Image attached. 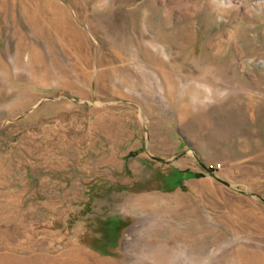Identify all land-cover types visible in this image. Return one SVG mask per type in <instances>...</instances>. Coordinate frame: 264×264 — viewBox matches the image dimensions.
<instances>
[{"label":"rangeland","instance_id":"rangeland-1","mask_svg":"<svg viewBox=\"0 0 264 264\" xmlns=\"http://www.w3.org/2000/svg\"><path fill=\"white\" fill-rule=\"evenodd\" d=\"M233 3L0 0V264H264V5Z\"/></svg>","mask_w":264,"mask_h":264},{"label":"clouds","instance_id":"clouds-1","mask_svg":"<svg viewBox=\"0 0 264 264\" xmlns=\"http://www.w3.org/2000/svg\"><path fill=\"white\" fill-rule=\"evenodd\" d=\"M212 3L221 13L219 17L221 21L235 10V4L233 3V0H212ZM256 5H264V0H256L254 5H250L245 8L244 11L246 14H248L250 17L258 15L259 12L257 11ZM261 11H264V9H261Z\"/></svg>","mask_w":264,"mask_h":264},{"label":"built area","instance_id":"built-area-1","mask_svg":"<svg viewBox=\"0 0 264 264\" xmlns=\"http://www.w3.org/2000/svg\"><path fill=\"white\" fill-rule=\"evenodd\" d=\"M220 164H210L208 167H206L208 170L214 171L215 169L219 168Z\"/></svg>","mask_w":264,"mask_h":264},{"label":"trees","instance_id":"trees-1","mask_svg":"<svg viewBox=\"0 0 264 264\" xmlns=\"http://www.w3.org/2000/svg\"><path fill=\"white\" fill-rule=\"evenodd\" d=\"M205 169H207L206 167H205ZM208 170V169H207ZM209 171H211V170H209ZM195 176H197V174H195Z\"/></svg>","mask_w":264,"mask_h":264},{"label":"bare ground","instance_id":"bare-ground-1","mask_svg":"<svg viewBox=\"0 0 264 264\" xmlns=\"http://www.w3.org/2000/svg\"><path fill=\"white\" fill-rule=\"evenodd\" d=\"M81 261H82V259H81ZM53 263V262H52ZM79 263H80V261H79ZM89 264V263H88Z\"/></svg>","mask_w":264,"mask_h":264}]
</instances>
